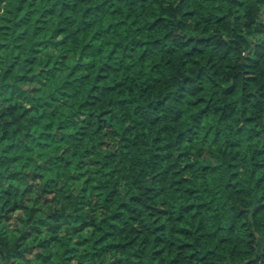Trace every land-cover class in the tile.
Segmentation results:
<instances>
[{"label":"trees","instance_id":"1","mask_svg":"<svg viewBox=\"0 0 264 264\" xmlns=\"http://www.w3.org/2000/svg\"><path fill=\"white\" fill-rule=\"evenodd\" d=\"M0 264H264V0H0Z\"/></svg>","mask_w":264,"mask_h":264}]
</instances>
